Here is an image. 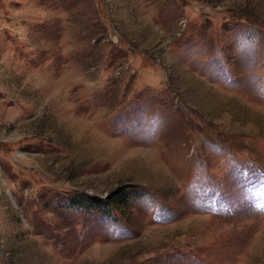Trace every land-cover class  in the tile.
I'll return each instance as SVG.
<instances>
[{"label":"rangeland","instance_id":"1","mask_svg":"<svg viewBox=\"0 0 264 264\" xmlns=\"http://www.w3.org/2000/svg\"><path fill=\"white\" fill-rule=\"evenodd\" d=\"M0 264H264V0H0Z\"/></svg>","mask_w":264,"mask_h":264},{"label":"trees","instance_id":"2","mask_svg":"<svg viewBox=\"0 0 264 264\" xmlns=\"http://www.w3.org/2000/svg\"><path fill=\"white\" fill-rule=\"evenodd\" d=\"M112 194V196L108 199V200H106L107 202V204L109 203V200L111 199V198H113L112 199V201H115L114 203H116L117 205L118 204H124V202H125V195H124V193L122 192V191H115V192H113V193H111ZM73 200H75V202H77L78 200L76 199V198H74ZM72 200V201H73ZM86 200H87V198H86Z\"/></svg>","mask_w":264,"mask_h":264}]
</instances>
